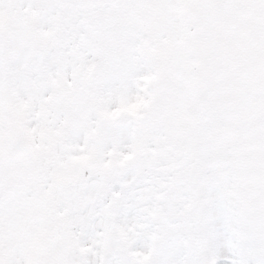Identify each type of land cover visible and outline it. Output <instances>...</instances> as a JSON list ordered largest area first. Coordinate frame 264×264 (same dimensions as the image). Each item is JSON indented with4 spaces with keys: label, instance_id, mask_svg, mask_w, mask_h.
<instances>
[{
    "label": "snow or ice",
    "instance_id": "snow-or-ice-1",
    "mask_svg": "<svg viewBox=\"0 0 264 264\" xmlns=\"http://www.w3.org/2000/svg\"><path fill=\"white\" fill-rule=\"evenodd\" d=\"M0 264H264V0H0Z\"/></svg>",
    "mask_w": 264,
    "mask_h": 264
}]
</instances>
